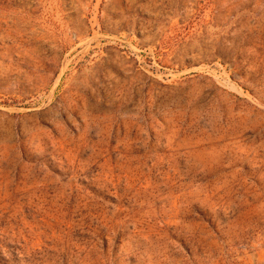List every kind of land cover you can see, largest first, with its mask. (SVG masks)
Masks as SVG:
<instances>
[{
  "label": "rangeland",
  "instance_id": "obj_1",
  "mask_svg": "<svg viewBox=\"0 0 264 264\" xmlns=\"http://www.w3.org/2000/svg\"><path fill=\"white\" fill-rule=\"evenodd\" d=\"M0 264H264V0H0Z\"/></svg>",
  "mask_w": 264,
  "mask_h": 264
}]
</instances>
